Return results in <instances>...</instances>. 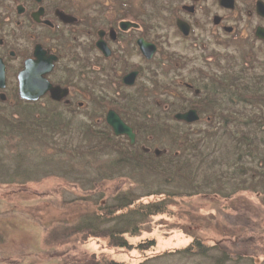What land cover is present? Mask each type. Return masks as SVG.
I'll return each instance as SVG.
<instances>
[{
  "label": "flooded vegetation",
  "instance_id": "flooded-vegetation-1",
  "mask_svg": "<svg viewBox=\"0 0 264 264\" xmlns=\"http://www.w3.org/2000/svg\"><path fill=\"white\" fill-rule=\"evenodd\" d=\"M27 64L32 72L25 81L39 75L59 88V98L50 92L36 100L20 97ZM2 69L3 103L54 106L88 122L93 118L98 136L129 141L105 119L112 110L131 128L134 145L141 134H151L145 128L154 101L163 109L160 123L167 128L173 122L190 138L232 126L234 117L226 113L248 103V94L234 103L232 75L264 94V0H0ZM190 110L197 116L192 121L173 116ZM141 147L157 158L168 151Z\"/></svg>",
  "mask_w": 264,
  "mask_h": 264
},
{
  "label": "rangeland",
  "instance_id": "rangeland-1",
  "mask_svg": "<svg viewBox=\"0 0 264 264\" xmlns=\"http://www.w3.org/2000/svg\"><path fill=\"white\" fill-rule=\"evenodd\" d=\"M233 56L231 67L236 70V62L240 58L235 51ZM170 72L173 77L175 72L173 69ZM171 86L177 88L175 83H170ZM169 94L168 100H174L175 96H172L170 91ZM154 95L161 96L155 89ZM235 109L242 117L259 111L257 106L250 103H238ZM41 111L49 112L47 107H43ZM77 116L81 120V115ZM72 123L71 127L61 134L48 135L49 145L42 143L46 136L40 135L41 133L38 136L27 134L22 136V139H17V143L11 142L10 146L14 150L27 151L28 147L31 148L32 155L27 154L25 162L22 161L25 166H30L36 171L32 166L35 163L36 166L43 168L41 172L34 173L35 175L41 173L39 177L27 182H0V264H68L82 255L87 257L91 251L98 253V245L92 242L82 243L78 239L51 248L43 245L41 241L50 224L53 225L56 221L74 224L86 210L89 212L93 210L90 205L91 199L87 197L92 196L91 177L93 180L99 174L96 169H90L89 163L86 164L88 167L80 165L77 167L75 157L67 153V150L78 147L84 149L87 144L78 137L75 124ZM235 123L240 126L241 133H244L245 125L238 121L232 123V126L220 127L217 130L211 127L190 134L191 139L201 136L199 141L195 140L194 153L189 157L194 164L189 168L190 185L173 187L172 184L161 183L157 178L151 184H143L146 180H151L153 174H149L144 167L131 168L125 165H121L124 176L115 179L103 178L98 182L104 197L130 185L133 191L140 194L156 189L167 192L181 191L175 197L167 198L163 213L149 217L148 231L147 229L142 231V236L156 240L155 250L152 251L159 254L166 249L171 251L178 246H184L191 240L189 233H193L203 238L207 246L217 244L219 249L226 248L230 251L232 257H235L233 260L225 261V264H264V181L258 180L261 186L256 187L255 181L248 179L249 176L255 175L247 172V166H254L260 169L264 176V160L260 159L264 157V126L257 132L263 139L259 144L261 149L254 157L242 155L237 157L233 153L234 147L230 144L229 133L226 134L228 129L235 132L238 130ZM200 125L208 128L204 123ZM52 136H55L56 140H53ZM50 142L56 144V147L50 146ZM6 149L9 150L8 146ZM81 151L84 153V150ZM84 158L87 159L88 156L85 155ZM10 160L7 163H11ZM93 160L104 163L108 159L99 154L95 155ZM194 168L198 173L195 179L198 180L197 184L191 182ZM78 174L90 176V181L74 176ZM247 179L249 181L246 187L250 189L249 191L242 188L233 191L236 184ZM131 180L139 185H135ZM201 183L203 185L200 187ZM217 190L218 193H213ZM75 197H77L75 202L65 201L73 200ZM162 198L164 197L156 195L149 200ZM146 226L145 223L143 227ZM137 239L139 237L130 241ZM210 252L216 254L218 250L211 248ZM110 253L116 259L125 262H132L134 258H130L139 256L138 252L134 250L128 252L126 249H110ZM239 253L244 255L242 256L244 259H237L241 257L236 256ZM207 262L202 256L189 255V258L167 256L157 259L154 264ZM207 264H212V260Z\"/></svg>",
  "mask_w": 264,
  "mask_h": 264
},
{
  "label": "trees",
  "instance_id": "trees-1",
  "mask_svg": "<svg viewBox=\"0 0 264 264\" xmlns=\"http://www.w3.org/2000/svg\"><path fill=\"white\" fill-rule=\"evenodd\" d=\"M237 78L238 76L235 75H232L231 78V96L234 99V103L237 99H241L245 94H248V104L257 106L259 111L244 115V117L240 116L235 108L234 112H227L225 117L231 116L232 119L234 117L233 121L243 123L246 130L244 133H241L240 126L235 123L238 130L235 132L232 129H228L226 134L228 135L229 133L230 144L234 147V155H237V157L241 155L254 157V154L261 149L259 144L263 141L262 135L257 132L261 126H264V94L261 91H257L255 87L247 86V88ZM46 104L49 105V103ZM153 106L152 117L149 119V122H146L147 125L150 124V127L145 128L151 130L150 136L141 134L133 145L126 139L110 138L106 134L98 136L94 130L96 125H94L95 120L93 118H90L93 122H88L83 118L79 120L76 113L67 115L64 110H58L54 106H46L49 111L47 113L41 111V104L39 103L27 102L24 104L18 99H15L14 102H0V182H27L41 175V173L40 175H35L34 173L41 172L42 166L38 167L35 163L32 164L36 170L34 171L30 166L27 167L23 163L27 154L32 155L31 148L29 149L28 147L27 151L22 149L14 150L10 146L11 142L13 144L17 143V139H22V136H26L27 134L38 136L41 133L40 135L46 136L42 141L45 145L50 141V138L47 137L48 135L61 134V132L70 128L71 123L74 122L72 124H75L74 127H76V132L79 134L78 137L81 141L87 143L84 149L78 147L74 148V150H67V153L75 157L77 167L79 165L88 167L86 164L89 163L90 169H96L99 174L93 180L91 177V186L93 187L91 192L93 197H87L91 199L90 205H92L93 210L90 212L86 210L74 224L66 221H56L53 225L50 224L41 240L42 244L49 248L55 245H62L66 242L76 241L77 239L82 243L92 242L94 245H98V253L91 251L87 257L82 255V257H77V259L68 262V264H154L157 259L167 258V256L189 258V255L202 256L208 262L212 260V264H225V261L233 260L235 257H232L230 251L226 248L219 249L217 244H212L211 246L205 245L203 238L193 233H189L191 240L184 246H178L171 251L166 249L159 254L152 251L155 250L156 240L152 237L142 236V231L148 228L149 217L154 216V214L163 213L167 198L175 197L181 191L167 192L156 189L152 190V192L147 191L140 194L133 191L130 185V187L104 197L102 188L98 187L100 185L98 182L103 178L115 179L118 176H124L121 165L130 166L131 168L144 167L149 174H153V178L146 180L143 184H151L157 178L160 179L161 183L164 182L166 185L172 184L173 187L174 185L183 187L186 184L190 185L189 174H191V170L189 168L194 164L189 159L187 147L189 146L194 153L195 140L199 141L201 136L198 135L190 139L188 138V134L173 122L172 126L167 125V129L166 125L160 123V116L163 114L162 107L156 105L154 101ZM170 106L172 109H177V101H171ZM135 122L138 126L143 121L140 118L138 120L135 119ZM98 126V128L103 129V126ZM54 137L52 136V139L56 140ZM187 141L189 142L187 143ZM192 143L193 145H191ZM142 144L146 147H151V149L155 146L159 148L163 147L168 151L162 157L157 158L153 151H145L141 147ZM7 146L9 150L6 149ZM50 146L56 147V144L50 142ZM80 149L84 150V153ZM99 154L104 159H108L107 162L94 161L93 157ZM85 155L88 156L87 159L84 158ZM260 159L264 160V157ZM8 160L11 163H7ZM241 167L243 168V165ZM247 169L250 175H255L249 176L248 179L254 180L256 187L261 186L258 184V180L259 182L264 181L263 172L254 166H247ZM197 174V171L193 172L191 179V182H195L196 184L198 183V180L195 181ZM78 175L74 176L90 181V176L86 175L84 177L80 176V174ZM248 179L236 184L233 191L241 188L249 191L250 189L246 187ZM131 182L139 185L132 180ZM199 185L201 187L203 184ZM218 192L219 190L213 193ZM156 195H161L164 198L153 201L149 200V198H154ZM76 198L65 201L69 203L75 202ZM145 223L147 226L143 227ZM138 237L139 239L130 241V239ZM211 248H216L218 253L211 254ZM110 249H126L128 252H133L134 250L139 253V256L130 258H134L132 262H125L124 260L116 259L110 253ZM236 256H241L237 258L238 260L244 259L242 257L244 256L243 254L239 253Z\"/></svg>",
  "mask_w": 264,
  "mask_h": 264
},
{
  "label": "water",
  "instance_id": "water-1",
  "mask_svg": "<svg viewBox=\"0 0 264 264\" xmlns=\"http://www.w3.org/2000/svg\"><path fill=\"white\" fill-rule=\"evenodd\" d=\"M25 70L22 74V76H20V86H19V95L22 99H28V100H36L37 97L50 92L51 96L54 98H59L60 95L55 96L57 94V91L59 92V88H55L52 87L51 84L43 77L41 76H36L35 80H31V81H25V79L27 77H29L31 75V67L29 66V64H27L25 66ZM2 72L3 69L0 70V89L3 88L4 82L2 79ZM27 74V75H25ZM0 98L3 99V95H0ZM173 116L175 118H177L178 120H181L183 118L188 119L189 121H192L194 119L197 118V116L194 113V110H190L186 113H174ZM108 124L111 126L112 130H114L115 134L116 133H125L128 135L129 137V141H131V143H133V132L131 130V128L126 125L122 119H120L118 117L117 114H114V112L112 110H109L108 113L106 114V118Z\"/></svg>",
  "mask_w": 264,
  "mask_h": 264
}]
</instances>
